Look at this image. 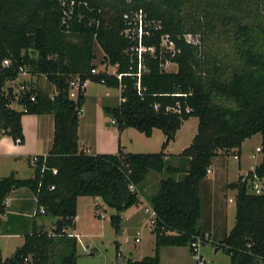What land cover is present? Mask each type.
<instances>
[{
  "label": "trees",
  "instance_id": "trees-1",
  "mask_svg": "<svg viewBox=\"0 0 264 264\" xmlns=\"http://www.w3.org/2000/svg\"><path fill=\"white\" fill-rule=\"evenodd\" d=\"M165 36L172 47L163 43ZM95 46L114 72H91ZM21 67L33 77L43 75L46 87L36 82L20 94L16 108L12 89L4 86ZM76 75L117 88L119 101L103 106L105 112L119 131L133 127L150 136L159 128L160 151H125L120 144L115 153L83 151L78 125L85 88L69 94ZM177 105L179 112L167 109ZM40 113L54 118L51 147L28 156L31 176H0V215L9 194L27 187L34 206L44 207L41 215L53 219L49 228L25 233L12 255L0 254V264H51L59 246L67 251L58 264H77V238L67 231L75 223L77 198L99 196L114 208L110 223L117 232L122 211L140 202L150 171L166 174L157 175L147 200L156 213L153 255L128 264H159L161 246L189 247L203 233L226 252L229 264H264V191L248 189L253 174L264 177V0H0V138L23 144L22 115ZM191 116L198 119L191 142L167 153ZM256 133L261 160L226 184L235 189V220L217 240L203 222L207 170L219 155L239 158L242 143ZM170 157L181 163H169Z\"/></svg>",
  "mask_w": 264,
  "mask_h": 264
},
{
  "label": "rangeland",
  "instance_id": "rangeland-1",
  "mask_svg": "<svg viewBox=\"0 0 264 264\" xmlns=\"http://www.w3.org/2000/svg\"><path fill=\"white\" fill-rule=\"evenodd\" d=\"M95 53L97 54V57L94 60L96 69L103 70L106 67V69L112 70L110 66L108 67L106 63L102 61L103 53L98 46H95ZM167 68L175 70L176 67L172 64H168ZM43 77L44 76L42 75L41 82L45 84V78ZM98 84L95 82H89L88 91L94 95L103 96L105 103L108 105L113 106L117 104L119 101V90L114 87H107L102 84ZM16 106L19 105L17 104ZM197 122V117H189L178 129L175 139L167 145L165 151L170 154H177L183 148L188 146L196 132ZM122 139L125 143H128L129 151L131 152L152 153L160 151L164 135L159 128H154L151 135L146 136L137 129L128 127L124 131ZM256 145H260L259 133L252 135L244 141L239 158L232 154L219 155L217 159H213V163L210 166L214 168L218 160H227V175L223 173L217 180L218 182L214 184L215 192L219 201V209H225L227 212L225 225V229L227 231L230 230L235 220L234 200L228 201V197L234 198L235 189L226 188L225 182L236 180L239 173H246L251 166H255L259 163L262 155L261 152L256 153V157L251 156V153L255 152ZM169 163L178 164L181 163V160L170 157ZM21 171V177H27L30 175L31 169L27 162ZM158 174L164 176L166 175L164 173L150 171L147 178L143 182L145 189L140 195L141 203L138 204L142 208L150 207L147 200L150 194H152L155 190ZM207 174L211 176L210 171L207 172ZM175 176L179 177L178 174ZM254 181L260 185H264V177L261 179H255ZM250 187L249 182V190ZM202 197L204 200L206 199L203 193ZM207 203L209 204V202H205V208L208 207ZM135 207L136 206L134 205V208ZM114 213H116V210L108 206L99 196L93 197L83 195L78 197L76 205V214H78V217L75 220L76 225L70 228V232H68L70 235H73L71 232L77 234V264H128V259H140L146 255H153L154 241L152 237L153 233L150 231L151 225L147 223L144 227H140L137 230V235L140 239L135 242L133 237L136 236V234L134 231L132 232L130 230H126L127 223L125 219L122 220L121 218V231H115L114 227L110 223V216ZM118 241L120 242V251L116 250ZM177 248L179 259L176 260V264H195L194 259L187 256L186 246ZM4 249L3 255H10L9 250L6 248ZM66 251L67 249L63 246L57 247V250H55L50 260L51 264H58L59 256ZM200 251L204 258H206L207 264H229L230 262L229 256L226 252L222 248L217 249V247L211 242L207 241L203 243L200 247ZM167 255L169 254L167 253ZM164 258L166 261H175L173 259L171 260V256H165Z\"/></svg>",
  "mask_w": 264,
  "mask_h": 264
},
{
  "label": "crops",
  "instance_id": "crops-1",
  "mask_svg": "<svg viewBox=\"0 0 264 264\" xmlns=\"http://www.w3.org/2000/svg\"><path fill=\"white\" fill-rule=\"evenodd\" d=\"M172 65L175 66L174 64ZM107 66H110L112 70H108L106 67L104 69L109 72H114L115 66ZM23 78H26V76L19 77L20 80ZM33 78L36 80L40 88L46 87V82L45 84L41 82V76ZM88 85L89 83L85 87L82 112L79 116V147L83 151L90 154L115 153L117 151L118 145L120 144L125 151H129L128 143H125L122 139L123 133L127 128L121 131L116 128L115 124L111 121L110 116L103 108L105 105H112L105 103L103 96L90 93L88 91ZM14 105L16 108H20V106H16L17 104ZM21 125L25 137L23 144H15L9 136H2L0 138V176H6L14 171L17 177H21V170L23 169V166L26 165L28 156L46 153L51 147L54 128V118L51 113L23 114L21 117ZM243 143L241 145V150ZM256 147L257 145L255 146V149ZM252 153L256 154V151ZM215 158L217 159L218 156ZM253 167L255 166H251L248 171H252ZM248 171L243 174L246 175ZM210 173L211 176L207 174L205 179V185L208 190L206 201L209 202V204L207 203L208 207L204 209L203 222L209 228L208 230L214 232L218 236L216 239L219 240L224 232H227L225 229L227 212L225 209H219V205H214V184L218 182L217 180L222 176L223 173L227 175V160H218L214 168L210 167ZM240 174L242 173H239L238 175ZM31 175L32 169L30 175L27 177ZM159 177L160 175L157 177V179ZM229 182L231 181H226L225 183L227 184ZM8 199L9 202L6 205V210L0 215V254L2 258H6L14 253L15 249L23 243L25 233L30 232L34 227L49 228L53 219L52 217H45L41 214L33 215V210L35 208V197L27 187H20L13 190L9 194ZM140 203L141 200L138 204ZM137 205H135V208L133 205L121 213L122 220L125 219L127 223L126 230H130L132 232L134 231L136 236H138L137 230L140 227H144L148 223V214L146 213L145 208ZM77 217L78 214L76 215L75 220ZM74 225H76V221ZM69 229H67L68 232H70ZM119 231H121V229H119ZM71 234L75 235L77 238V234L72 232ZM152 237L154 241V235ZM117 246L118 250L120 251L119 241L117 242ZM177 247L179 246H161L159 251V264H176V260L179 259ZM186 247L187 256L193 258L188 246ZM4 248L9 250L10 255H3L5 250ZM167 253L169 255H167ZM165 256H171V260L173 259L175 261H166L164 258Z\"/></svg>",
  "mask_w": 264,
  "mask_h": 264
},
{
  "label": "built area",
  "instance_id": "built-area-1",
  "mask_svg": "<svg viewBox=\"0 0 264 264\" xmlns=\"http://www.w3.org/2000/svg\"><path fill=\"white\" fill-rule=\"evenodd\" d=\"M136 18L138 20V28H137V32H138V38L140 39V35L142 33V28H141V12H138L136 13ZM126 31L128 32L129 29H126ZM186 40L190 41L191 40V37L190 35H187L186 36ZM162 41L164 44H167L168 47H172V42H167V37H163L162 38ZM141 49V46L139 47V51ZM4 64H8L9 61L8 59H5ZM166 67H167V64H166ZM97 69H92L91 72H96ZM20 76H26V78H23V79H19ZM118 78L120 77V75L117 76ZM89 80L88 79H81L80 76L76 75L74 76L71 81H70V96L71 97H75L76 93H77V90L79 88H85L88 84ZM35 79L33 78V76H31V74L25 69V67H21L17 76L12 79V80H9L6 82L5 86H4V90L6 91V89L9 87L12 89V93L14 95V99L11 103V105L13 104H16L17 101L19 100V97H20V94L22 92H31L33 88H35ZM31 99L33 100L34 99V96L31 95ZM155 108H157L155 106ZM167 109H171L173 111H177L179 112V109H178V105L177 106H174V107H167ZM112 122H114L113 119H111ZM256 153L260 151V147L257 146L256 149H255ZM255 153H252L251 156L252 157H255ZM236 157V156H235ZM253 170H254V167H253ZM252 170V171H253ZM55 171V170H54ZM210 169L207 170V172H209ZM263 178V177H262ZM255 179H261L259 177H257L255 174L252 175V177L248 178V183L250 182V191L253 192V193H261L264 191V185H260L258 183H256L254 180ZM228 201H233V198L229 197L228 198ZM9 202V199L7 198L5 200V203L6 205L8 204ZM150 206V205H149ZM145 211L146 213L148 214V217H147V222L153 226V224L155 223V219H156V213L155 211L151 208V206L148 208V207H145ZM44 213V207L42 205H37L35 206L34 210H33V215H36V214H43ZM139 236H135L134 237V241H139ZM209 242L210 241V237H209V234L208 233H203V234H197V235H194L192 240L189 242V250H190V253L195 261V264H207V260L206 258H204V256L202 255L201 251H200V247L203 243L205 242Z\"/></svg>",
  "mask_w": 264,
  "mask_h": 264
}]
</instances>
